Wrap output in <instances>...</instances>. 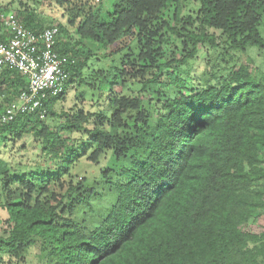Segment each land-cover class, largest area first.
<instances>
[{
    "label": "trees",
    "instance_id": "obj_1",
    "mask_svg": "<svg viewBox=\"0 0 264 264\" xmlns=\"http://www.w3.org/2000/svg\"><path fill=\"white\" fill-rule=\"evenodd\" d=\"M104 1L49 0L69 14L76 38L67 41L70 30L20 17L31 10L19 3L24 26H57L53 51L75 62L66 66L63 94L43 101L44 120L38 111L0 124L6 144L11 135L42 139L41 157L56 166L11 175L0 159V207L11 225L0 234V264H27L33 247L39 264H264V231L246 230L264 214V72L240 61L251 50L264 56V0H114L108 12ZM200 47L227 57L224 75L195 82L185 68ZM92 59L108 66L88 73ZM77 82L93 92L98 110L58 113ZM129 85H139L140 96H130ZM167 86L172 100L161 97ZM27 90L18 72H0V112ZM49 119L65 120L60 129L69 136L59 137ZM105 161L102 177L115 201L93 230L65 205L83 185L55 205L41 200L80 163Z\"/></svg>",
    "mask_w": 264,
    "mask_h": 264
},
{
    "label": "rangeland",
    "instance_id": "obj_2",
    "mask_svg": "<svg viewBox=\"0 0 264 264\" xmlns=\"http://www.w3.org/2000/svg\"><path fill=\"white\" fill-rule=\"evenodd\" d=\"M29 3L27 8L31 10L28 13H23L21 16L17 13L20 2ZM37 0L32 2L30 0H0V5L3 7L12 6L11 12L18 14L20 17L32 16L35 19V24H44V25H59L61 24L65 28L71 31L69 36L64 35L65 41L69 38H76L75 29L69 27V14L62 8H59L56 5H51L49 0ZM40 2V3H39ZM114 0H105L104 1V11L108 12L113 8ZM30 6V7H29ZM97 7V5H96ZM261 33L264 36V23L260 27ZM89 48L91 45H88ZM94 49L93 47H91ZM227 57L217 49H209L208 47H200V53L198 54L195 60H192L186 71H189L191 77L197 79L195 82L202 83L204 79L209 78L211 73L216 72L218 76L224 75L223 68L227 65L224 59ZM243 64L249 65L253 69V73H256V70L264 72V56L261 55L258 51L251 50L248 54H243L240 58ZM228 60V59H226ZM89 65L92 66L90 70H86L88 73H91L94 69H102L108 64L104 61L96 62L95 59L91 60ZM185 71L183 75L185 76ZM89 75V74H88ZM87 77V75L85 76ZM86 80H88L86 78ZM128 94L132 97L140 96V86L139 85H129ZM116 91L120 92V88L116 87ZM134 90V91H133ZM164 94H161V97H165L164 100H172L176 96V93L171 87H162ZM93 92L90 91L87 86L83 84L74 85L70 90H68L67 98L65 102H59L56 107V111L61 113L62 111L72 110L74 107L77 109H84L86 112H95L98 110L94 102H92ZM95 96V95H94ZM97 95L94 100H96ZM147 100L154 99V95L142 96ZM160 111L155 110L153 116L156 118L157 114H160ZM46 124L50 125L52 130L59 131V137H68V132L60 127L65 125V120H52L49 119ZM59 126V127H58ZM59 128V130L57 129ZM77 137V135H75ZM42 139L35 137L34 135H25L22 140L14 139L11 135L10 141L6 144L2 137H0V159L8 163V170L10 174L28 176L29 174L37 173L38 170H45L50 172L56 168L52 160H45L41 157V143ZM5 146H7L5 148ZM106 161L100 165H88L85 163H80L77 167L72 168L70 175L62 179L61 183L49 186V193L43 195L41 200L49 204H57L56 200L60 199L61 196L66 194V191L70 186L83 185L84 190L82 193H73L65 201L67 207V213L70 209L73 214L72 217L75 219L78 224L87 230H93L94 222H97L98 217L101 216L104 212H107L109 206L115 201V194L111 191L107 184L104 182L102 177L104 171H107L105 167ZM108 164V162H107ZM110 170V175L113 173V165H110L108 169ZM87 198L88 203H83L79 196L82 195ZM55 195L56 199L52 196ZM69 215V214H68ZM7 219L6 211L0 207V234L3 232H8L11 230V225L7 224L4 220ZM246 230L250 232L260 233L264 231V214L259 211L254 222L250 226H246ZM29 259L27 264H39L41 262L42 255L39 250L35 247L31 248Z\"/></svg>",
    "mask_w": 264,
    "mask_h": 264
},
{
    "label": "built area",
    "instance_id": "obj_3",
    "mask_svg": "<svg viewBox=\"0 0 264 264\" xmlns=\"http://www.w3.org/2000/svg\"><path fill=\"white\" fill-rule=\"evenodd\" d=\"M0 72H18L28 83L27 92L0 112V124H10L19 114L38 111L45 119L43 101L63 94L70 72L66 66L74 60L55 53L59 29L57 26L42 31L27 29L18 14L0 10Z\"/></svg>",
    "mask_w": 264,
    "mask_h": 264
},
{
    "label": "crops",
    "instance_id": "obj_4",
    "mask_svg": "<svg viewBox=\"0 0 264 264\" xmlns=\"http://www.w3.org/2000/svg\"><path fill=\"white\" fill-rule=\"evenodd\" d=\"M57 107V106H56Z\"/></svg>",
    "mask_w": 264,
    "mask_h": 264
}]
</instances>
